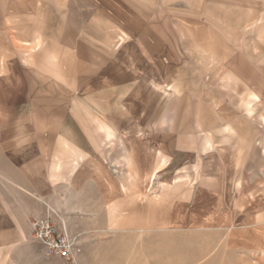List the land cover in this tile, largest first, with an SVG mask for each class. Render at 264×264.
<instances>
[{
    "label": "rangeland",
    "instance_id": "374dc122",
    "mask_svg": "<svg viewBox=\"0 0 264 264\" xmlns=\"http://www.w3.org/2000/svg\"><path fill=\"white\" fill-rule=\"evenodd\" d=\"M0 264H264V0H0Z\"/></svg>",
    "mask_w": 264,
    "mask_h": 264
},
{
    "label": "built area",
    "instance_id": "2783aa9c",
    "mask_svg": "<svg viewBox=\"0 0 264 264\" xmlns=\"http://www.w3.org/2000/svg\"><path fill=\"white\" fill-rule=\"evenodd\" d=\"M35 235L45 247L47 255H53L56 250L59 256L70 258L74 256L75 249L64 236L55 235L52 225L48 220L40 219L34 222ZM78 250V249H77Z\"/></svg>",
    "mask_w": 264,
    "mask_h": 264
},
{
    "label": "crops",
    "instance_id": "0c3cea01",
    "mask_svg": "<svg viewBox=\"0 0 264 264\" xmlns=\"http://www.w3.org/2000/svg\"><path fill=\"white\" fill-rule=\"evenodd\" d=\"M243 104L245 105V104H247V102H243ZM247 113L248 114H251V111L249 112V110H247ZM155 175V174H154ZM176 183V185L175 186H180V185H182L183 183H179V181H176L175 182ZM175 205V202H173V204H170V207H172V206H174ZM158 206V205H157ZM148 223L147 222H145V221H140V222H137V224H135V226H136V228H139V229H142L143 228V226L144 225H147ZM155 224V226H158L159 224H157V223H154ZM140 235V234H139Z\"/></svg>",
    "mask_w": 264,
    "mask_h": 264
}]
</instances>
